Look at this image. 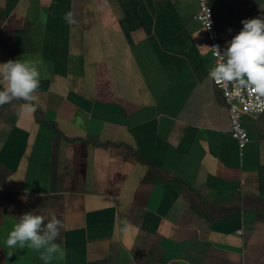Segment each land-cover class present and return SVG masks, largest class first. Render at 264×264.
I'll use <instances>...</instances> for the list:
<instances>
[{"label":"crops","instance_id":"crops-1","mask_svg":"<svg viewBox=\"0 0 264 264\" xmlns=\"http://www.w3.org/2000/svg\"><path fill=\"white\" fill-rule=\"evenodd\" d=\"M209 2L223 50L264 17V0ZM198 10L0 0V63L40 71L34 113L0 108V264H45L5 243L28 211L63 224L50 264H264V113L243 116L241 157Z\"/></svg>","mask_w":264,"mask_h":264},{"label":"clouds","instance_id":"clouds-1","mask_svg":"<svg viewBox=\"0 0 264 264\" xmlns=\"http://www.w3.org/2000/svg\"><path fill=\"white\" fill-rule=\"evenodd\" d=\"M207 5L208 0H201L202 13L197 19L206 24V30H210L212 21ZM64 19L70 25L75 22L72 12L66 13ZM241 23L242 29L227 42L223 51L219 45L205 46L217 57L208 75L218 86H223L226 93L231 86L232 93L247 90L264 97V17L244 19ZM0 85H3L0 89V108L15 100L23 102L22 109L33 113L37 110L40 71L35 63L20 59L0 63ZM61 228L63 224L55 215L49 219L28 211L19 217L5 243L9 248L23 249L27 246L34 249L40 252V259L45 264H50L55 255L63 257L66 254L55 243Z\"/></svg>","mask_w":264,"mask_h":264},{"label":"built area","instance_id":"built-area-1","mask_svg":"<svg viewBox=\"0 0 264 264\" xmlns=\"http://www.w3.org/2000/svg\"><path fill=\"white\" fill-rule=\"evenodd\" d=\"M199 3V10L196 14V19L198 15L202 13L201 9V0H198ZM208 8L210 10V19L212 21V26L210 30H206V24L202 23L199 19L202 25L204 26V29L206 31L207 38L210 42L211 47L215 45H219L222 49V45L219 39V32L216 26L213 9L210 5V2L208 0ZM212 52V50H211ZM212 56L214 58V66L217 61V57L213 54ZM214 85L219 88L223 95L225 100L227 101L229 105V112H230V119H231V135L232 137L238 142L239 148H240V155L241 157L244 154V149L250 142V136L245 129L243 125V116L244 115H261L264 113V97L258 96V94L255 91H243L240 93H232L231 86H229L227 93L223 86H218L214 81Z\"/></svg>","mask_w":264,"mask_h":264}]
</instances>
